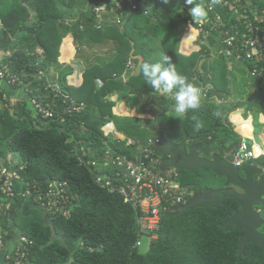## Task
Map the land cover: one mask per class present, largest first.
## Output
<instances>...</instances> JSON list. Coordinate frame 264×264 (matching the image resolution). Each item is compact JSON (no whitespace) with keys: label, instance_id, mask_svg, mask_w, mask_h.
Returning a JSON list of instances; mask_svg holds the SVG:
<instances>
[{"label":"trees","instance_id":"16d2710c","mask_svg":"<svg viewBox=\"0 0 264 264\" xmlns=\"http://www.w3.org/2000/svg\"><path fill=\"white\" fill-rule=\"evenodd\" d=\"M134 1L137 10L129 0H0V50L9 53L0 61V68L7 71L6 80L14 77V86H24L27 96L15 103L7 99V106L0 108V159L4 167L19 171L22 190L32 192L24 198L37 208L16 218L26 241L11 253L18 252L19 264H264V249L252 244L239 260L243 230L223 227L240 209L234 199L228 198L218 207H194L169 215L155 230L142 233L133 205L117 191L97 183L87 163L103 161L107 151L131 158L136 145H127L126 139L119 142L117 134L149 145L156 139L152 129L159 121L166 135L164 115L174 103L171 94L155 92L138 71L141 63L159 60L161 52L205 93L200 108L182 117L178 139L194 144L201 154L211 156L221 143L241 142L243 136L230 120V112L242 102L249 106L257 100L253 105L257 106L263 100L264 79L251 75L254 63L240 57L239 50L232 56L222 51L227 47L223 26L218 30L206 22L200 30L183 8L186 0ZM228 10L216 5L206 18L219 12L224 21L234 19L235 14ZM190 19L194 23L188 31L190 44L180 52L182 33ZM69 37L77 58L95 56L94 61H87L83 81L76 87L68 79L73 65L60 60ZM103 50L110 55L107 64L100 54ZM93 72L95 83L97 78L104 80L97 91L85 86ZM217 80L225 85L223 90ZM247 85L254 89L245 94ZM123 89L141 96V105L153 115L152 120L143 119L144 126L135 123L140 118L113 112L115 103L109 97L114 90L121 93ZM37 104L53 110V115L44 116ZM113 121L115 133L106 135L105 127ZM143 127L152 136L141 137ZM79 147L85 151L84 160ZM254 150V162L264 165V153ZM188 181L185 178L182 184L189 186ZM51 184L60 190V203L53 211L35 200ZM2 186L0 174V248L13 234L11 215L15 212L6 204ZM189 187L194 193L205 191L196 184ZM144 235L150 236V246L141 252Z\"/></svg>","mask_w":264,"mask_h":264},{"label":"built area","instance_id":"2783aa9c","mask_svg":"<svg viewBox=\"0 0 264 264\" xmlns=\"http://www.w3.org/2000/svg\"><path fill=\"white\" fill-rule=\"evenodd\" d=\"M132 8L137 10L138 4L134 0H129ZM207 11L216 9V5L229 7L228 13L235 14V18L224 21L218 12L212 18H206L199 21L198 28L203 30L206 22L214 24L218 30L223 26L222 32L225 35L227 55H234V50H239V56L244 60L254 63L251 75L264 79V1L263 0H201ZM256 3L263 4L255 5ZM193 5L183 4V8L190 9ZM146 12V11H145ZM230 25L229 29L226 24ZM188 27H193V20H189ZM225 28V29H224ZM242 29V30H241ZM133 62L129 65L133 67ZM7 71L0 68V77L6 79ZM9 84L14 85L16 79L6 80ZM99 86L102 87L103 81L97 78ZM84 104V103H83ZM40 111L44 112V116H52L53 110H46L40 104H37ZM106 135L109 133H105ZM118 141L126 139V144L135 146L134 155L116 157L111 151H107L106 158L103 161L96 159L87 160L93 170L97 183L107 188L110 192L117 191L124 196L125 201L129 202L136 209L140 232H150L155 230L161 223V218L170 208L178 204H185L193 195L192 188L183 185L179 176L181 173L177 168L167 167L160 169L162 156L159 155L153 146L151 140L149 145L137 144L133 138L125 137L122 134L116 135ZM78 153L81 158L85 159V151L80 147ZM255 157L254 150L251 149L247 140L244 138L237 150L233 153V161L236 164L244 162ZM1 179L3 186L2 192L7 197L16 195V184L21 180V175L17 170H11L6 167H0ZM23 197L32 195L29 188L22 190ZM60 190L51 184L50 189L46 193L39 192L35 196V200L39 205L47 210H57L60 199ZM1 241V240H0ZM23 241L26 239L23 237ZM140 243V242H138ZM20 255L18 252H8L4 256L1 264H19Z\"/></svg>","mask_w":264,"mask_h":264},{"label":"water","instance_id":"95a60500","mask_svg":"<svg viewBox=\"0 0 264 264\" xmlns=\"http://www.w3.org/2000/svg\"><path fill=\"white\" fill-rule=\"evenodd\" d=\"M161 112H159L160 114ZM156 134V140L153 146L157 153L162 156L160 169L174 167L180 173L188 171L196 174L199 170L204 172H213L219 177H224L228 183L239 186L244 192L237 193L233 189H212L208 188L204 192H196L185 204H178L170 208L162 215L161 223L169 215H179L186 210L194 207H218L228 199H234L240 206L233 216L223 224L226 231L232 229H242L243 233L239 240L237 249L238 259L245 256L246 246L252 244L261 246L264 249V233L259 228L264 226V218L255 209L256 206L264 204V175L259 181H254V174L262 173V169L256 164L247 167L244 170L245 179L239 177L238 166L231 164L224 156V152L231 148H238L240 142L232 143L230 148L225 144L219 145V152L212 155V158L202 157L195 145L192 144L190 149L187 148L186 142L179 145L172 144L164 135L162 126L157 121L156 127L152 129Z\"/></svg>","mask_w":264,"mask_h":264},{"label":"rangeland","instance_id":"374dc122","mask_svg":"<svg viewBox=\"0 0 264 264\" xmlns=\"http://www.w3.org/2000/svg\"><path fill=\"white\" fill-rule=\"evenodd\" d=\"M32 14H34V13H32ZM182 15H185V14L182 12ZM33 17H32V19H34ZM186 29L187 30H184V32L182 33V38H181L180 45H179V51L180 52L185 51L186 47L190 44V40H189L190 32H188V31L191 28L188 27L187 24H186ZM100 54L104 58H107V59H105V64H107L110 61V55L108 53H106L104 50ZM0 55H1V53H0ZM77 59L78 58L76 57V51L74 50V44H72V41L70 40V37H69L63 43L62 55H61V59L60 60L63 61V62L70 63V65H73L74 70H75V67L77 66V64H75V62H76ZM132 64H133V67H136L135 63H132ZM85 66L86 65L84 64V68L83 69H85ZM223 68H225V67L223 66ZM218 73L221 74V72H218ZM235 73H237V75H239L240 71L238 69H236ZM94 77H95V72H93V74L87 79L85 86L88 89H92V91H97L99 89L98 87H100V86H99L98 82L95 83ZM80 78L83 81L82 74H81ZM231 79H232V77H231ZM241 85H242V82H241ZM20 89H22L26 93V90H25L24 86H21ZM122 92L124 94V95L122 94L123 98L119 99L121 101V103H120L121 104V108L127 110V106H129V108H130L129 111L132 112L133 114H135L134 117L142 119L141 121L138 120L135 123L142 124L144 126L143 119H146L151 114V112L149 110H147V109H144L142 107V105L139 103L138 95H136L134 93H130L128 91V89H123ZM237 92L243 94L242 91H237ZM262 99L264 100V96H262ZM3 100H4V98H3ZM263 100H260L261 101L260 102L261 105L257 104V106H253L256 102H258L257 100L251 102L249 106H247L248 105L247 103L242 102V104L239 107H237L236 109H233L230 112V120L232 122L235 121L237 123V127L239 126L237 129H238V131H241L243 135H246L244 133V130H246L247 133H249V131L251 132V128L253 127L252 131H254V133H256L260 138H262L264 140V101ZM4 104H5V106H7L6 103H4ZM4 104L2 106L3 108H4ZM118 105H119V103L115 102L114 106L117 107ZM173 106H174V103H172L170 105L169 109L167 110V112L164 115L165 126L168 129L165 132L166 133L165 136L166 137L168 136V138L171 141H175V140L179 139L181 134H182V131H183L182 130L183 127L181 125L182 117H177L176 116V114H175V112L173 110ZM249 119H252V123H253L252 127L249 126L251 124V121ZM243 120L246 121L247 127H241L240 128L241 125H244L243 124L244 123ZM237 121L240 122V125L238 124ZM112 124L115 125L114 121L112 122ZM107 128L108 127L106 126L105 129H106L107 133L112 132L111 129L109 130ZM113 132L115 133V131H113ZM139 135L141 137L152 136L151 132L147 128H144V127L140 130ZM258 140H259V138H258ZM250 143H251V141H249V144ZM12 157L13 156L11 154L8 156L9 159L12 158ZM15 157H16L15 160H17V161L20 160V157L18 155H16ZM252 160L254 161V159H250L247 162L252 161ZM0 166H2V167L4 166L3 159H0ZM179 178H180L181 182H183V180H185V178H187L189 180L188 181L189 186L192 183V184H196V185L200 186L201 188H203L205 186H210L212 183H214V182H216L218 180L217 176L214 175L212 172L196 173V174H194V176H193V174L191 175V174H188V173H186V174L183 173V174H181L179 176ZM9 207H10V205H9ZM262 208L264 210L263 206H262ZM150 240L151 239H150L149 235H144L143 236V240H142L143 244L140 247L141 252H146L149 249Z\"/></svg>","mask_w":264,"mask_h":264},{"label":"crops","instance_id":"0c3cea01","mask_svg":"<svg viewBox=\"0 0 264 264\" xmlns=\"http://www.w3.org/2000/svg\"><path fill=\"white\" fill-rule=\"evenodd\" d=\"M0 53H1L0 61H2L5 57H7L9 55V53H6L4 51H1ZM90 55L89 56L85 55V56H83L84 58L79 57L76 60L77 63L75 62V64H77V66L75 67L73 74L68 76L70 83L72 85H74L75 87L80 85V83H81L80 77H81V74L83 77L84 64L86 65L87 61H89V60L94 61V59H95V56H93V55L90 56ZM101 57L103 58V56H101ZM104 63H105V61H104ZM102 81H103V85H104V80L102 79ZM216 83H217L218 88H220V90H223L225 88V85L221 84L219 82V80H217ZM204 86H206V84H204ZM20 87L11 85L6 81V79L0 77V92L3 93V98H4V100L2 99L0 101V108H3L2 106L5 103V101H7V99L8 100L10 99L12 102L15 103V102L23 100L27 97L26 93L22 89H20ZM253 89L254 88H251V86L247 85V88L244 91V93L245 94L250 93L251 91H253ZM116 91L117 90H114V92L109 97L114 101V103L115 102L119 103V105L117 107L114 106L113 112L117 115H122V116H126V115L135 116V114H133L132 112L129 111V109H130L129 106H127V110L121 108V104H120L121 101L119 99L123 98L122 97L123 92L118 93ZM204 95H205V93L203 92L202 97ZM138 99H139L140 104L144 103V100L141 96L138 95ZM4 106H5V104H4ZM151 118H152V115L150 114L146 119L150 120ZM249 120L251 121V124L249 126L252 127V125H253L252 119H249ZM243 121H244V123H243L244 125H241L240 128L241 127H247L246 121L245 120H243ZM233 122L236 126V130L238 131L237 128L239 126L237 127V123L235 121H233ZM238 124L240 125V122H238ZM107 127H108L107 129H109V130L111 129V131H113L114 125L109 124V125H107ZM252 128H251V132L249 131V133H247V131L244 130V133L246 135H243L241 131H238V132H240L243 137L246 136L249 139V141H251L250 144L252 146H254L256 149H258L259 151L264 153V151H263L264 150V140L262 138H260L256 133H254V131H252L253 130ZM105 133H107L106 129H105ZM258 138H259V140H258ZM22 188H23V185L20 182H18L16 184V195L14 197H6L5 198L6 204H8V206L10 205L11 207H14L15 212L11 215V227H12L13 234L11 235V238H9L8 242L0 248V264L4 261V256L6 253L11 252L13 249H15L16 247L21 246L23 244V236L21 235L20 227L17 225V223H15L16 218H19L21 216H25V215L29 214L33 209H37L35 207L36 205H34L31 201L26 200L23 197V195L21 194Z\"/></svg>","mask_w":264,"mask_h":264},{"label":"clouds","instance_id":"9594fccd","mask_svg":"<svg viewBox=\"0 0 264 264\" xmlns=\"http://www.w3.org/2000/svg\"><path fill=\"white\" fill-rule=\"evenodd\" d=\"M186 3L188 5H193L190 9V15L195 23L207 17V9L203 4L194 3V0H186ZM138 71L142 73L147 84L155 92L161 95L171 94V99L174 101L173 110L177 117H183L190 111H195L200 108L202 100L201 88L189 81L185 75L177 70V66L171 61L169 55L161 52L159 60L153 63H141L138 67ZM199 126L200 125L197 124V127ZM244 138L249 144V139L243 137L242 140ZM249 145L251 149L254 150V146L252 147L251 144Z\"/></svg>","mask_w":264,"mask_h":264},{"label":"flooded vegetation","instance_id":"af4514ba","mask_svg":"<svg viewBox=\"0 0 264 264\" xmlns=\"http://www.w3.org/2000/svg\"><path fill=\"white\" fill-rule=\"evenodd\" d=\"M166 137V136H165ZM172 144H175V145H179L180 143H182L181 141H179L178 139L177 140H175V141H171L169 138H168V136L166 137ZM186 142V145H187V148L188 149H190V147H191V144H190V142L189 141H185ZM232 143H227L225 146L227 147V148H230V145H231ZM234 150H235V148H231L230 150H228V151H225L224 152V156H225V158L228 160V162H230L231 164H233V165H236V166H238V174H239V177L240 178H242V179H245L246 178V175H245V173H244V170L247 168V167H250L251 165H253V164H256L257 165V167L258 168H261L262 169V173H260V174H254V176H253V179H254V181H259L260 179H261V177H262V175H264V165H262V164H259V163H256V162H254L253 160L252 161H249V162H244L243 164H236V163H234V159H233V153H234ZM199 152V151H198ZM216 152H219V148H218V150L216 151ZM215 152V153H216ZM199 154L202 156V157H206V158H212V155L214 154H212L211 156H207V155H204V154H201L200 152H199ZM201 172H204V171H202V170H199L197 173H201ZM213 173V172H212ZM214 174V173H213ZM214 175H216V174H214ZM217 176V175H216ZM217 178H218V180L216 181V182H214V183H212L210 186H205V187H203V188H205V191H206V189H208V188H212V189H227V188H229V189H233V190H235L237 193H243L244 191L239 187V186H237V185H235V184H233V183H228L227 182V180L224 178V177H219V176H217ZM192 191H193V189H192ZM193 194H194V191H193ZM261 205H264V204H261ZM261 205H259V206H256L255 207V209L261 214V216L264 218V210H263V208H262V206ZM240 210V209H239ZM238 211V210H237ZM259 231L260 232H262V233H264V226H262V227H260L259 228Z\"/></svg>","mask_w":264,"mask_h":264}]
</instances>
